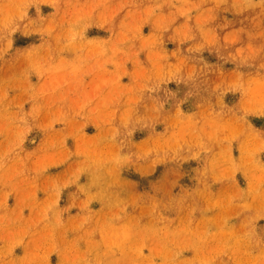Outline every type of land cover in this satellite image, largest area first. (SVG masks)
<instances>
[{
	"label": "rangeland",
	"instance_id": "obj_1",
	"mask_svg": "<svg viewBox=\"0 0 264 264\" xmlns=\"http://www.w3.org/2000/svg\"><path fill=\"white\" fill-rule=\"evenodd\" d=\"M0 264H264V0H0Z\"/></svg>",
	"mask_w": 264,
	"mask_h": 264
}]
</instances>
